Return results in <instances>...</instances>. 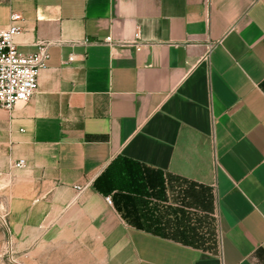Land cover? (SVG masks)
<instances>
[{"label": "crops", "instance_id": "crops-1", "mask_svg": "<svg viewBox=\"0 0 264 264\" xmlns=\"http://www.w3.org/2000/svg\"><path fill=\"white\" fill-rule=\"evenodd\" d=\"M13 13L20 50L50 43L0 107L29 264H264V0H0V30Z\"/></svg>", "mask_w": 264, "mask_h": 264}, {"label": "built area", "instance_id": "built-area-1", "mask_svg": "<svg viewBox=\"0 0 264 264\" xmlns=\"http://www.w3.org/2000/svg\"><path fill=\"white\" fill-rule=\"evenodd\" d=\"M20 13H13L11 23L7 28L0 30V107L11 109L17 103L29 101L37 92L39 87V75L46 67L49 60V42H40L34 52H25L19 49L15 38L21 27ZM112 37L105 39L111 43ZM135 44L141 49L144 43L141 41L140 33L135 35ZM25 160H20L16 165L22 167ZM83 190L81 187H77ZM109 203L111 197L107 198Z\"/></svg>", "mask_w": 264, "mask_h": 264}, {"label": "rangeland", "instance_id": "rangeland-1", "mask_svg": "<svg viewBox=\"0 0 264 264\" xmlns=\"http://www.w3.org/2000/svg\"><path fill=\"white\" fill-rule=\"evenodd\" d=\"M8 188L0 184V264L38 263V253L31 257L29 251H24L21 237L11 234V219ZM26 255V258H25Z\"/></svg>", "mask_w": 264, "mask_h": 264}]
</instances>
